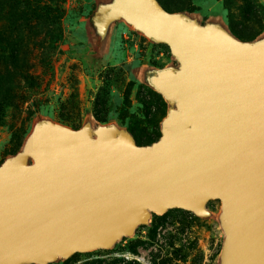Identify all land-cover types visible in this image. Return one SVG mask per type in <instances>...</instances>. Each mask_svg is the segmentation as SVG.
<instances>
[{
	"label": "water",
	"instance_id": "water-1",
	"mask_svg": "<svg viewBox=\"0 0 264 264\" xmlns=\"http://www.w3.org/2000/svg\"><path fill=\"white\" fill-rule=\"evenodd\" d=\"M97 27L123 19L169 47L178 67L148 75L170 104L160 137L137 145L114 125L36 126L0 164V264H46L107 248L179 208L221 201V264H264V40L168 12L157 0H113Z\"/></svg>",
	"mask_w": 264,
	"mask_h": 264
},
{
	"label": "rangeland",
	"instance_id": "rangeland-1",
	"mask_svg": "<svg viewBox=\"0 0 264 264\" xmlns=\"http://www.w3.org/2000/svg\"><path fill=\"white\" fill-rule=\"evenodd\" d=\"M111 1L63 0L64 12L58 24L51 20L53 13L47 19L36 11L41 18L30 16L27 25L23 17L27 14L21 7L16 14L12 1L0 0L4 36L12 34L25 58L21 68L36 78L29 86L20 85L18 92L28 99L5 110L0 118V164L14 156L12 152L20 153L34 128L45 122L74 130L87 127L92 132L108 124L124 130L135 123L144 136L151 133L142 103L152 102L154 111L159 98L150 94L155 90L147 77L153 70L178 67V62L166 44L154 42L123 19L99 30L96 12ZM249 4L256 15L252 21H247L243 12ZM182 5L181 13L199 25L238 26L249 39L246 42L264 40V0L243 4L239 0H186ZM12 75L15 78V73ZM99 93L105 99L99 105L104 122L94 117ZM165 110L164 117L168 105ZM62 118L66 124H61ZM205 208L204 216L179 208L162 215L151 213L146 224L107 248L76 252L46 264H221L225 237L221 201L210 199ZM156 223L155 232H151Z\"/></svg>",
	"mask_w": 264,
	"mask_h": 264
},
{
	"label": "trees",
	"instance_id": "trees-1",
	"mask_svg": "<svg viewBox=\"0 0 264 264\" xmlns=\"http://www.w3.org/2000/svg\"><path fill=\"white\" fill-rule=\"evenodd\" d=\"M12 1L16 14L18 13V8H22L24 13L27 14L24 22L28 25L30 22V16L33 18L39 19L41 16L37 14L36 11L42 12V17L45 18L53 13L51 20L56 22L57 24L60 22L63 16V0H46L45 2H41L42 0H10ZM40 1V2H39ZM186 0H157V2L168 12H182L183 3ZM112 2V1H111ZM239 2L246 3L247 0H239ZM110 3V2H109ZM253 9V8H252ZM252 9H244L245 19L247 21H252V16H256L255 12H252ZM187 16L186 14H184ZM21 16V15H20ZM47 19H49L47 17ZM13 22L11 21V24ZM222 28L226 29L231 35L241 41H249L246 39L245 32L240 29L238 26L231 25L230 27H225L222 25ZM12 34L9 36H4L2 31V23L0 22V118L5 114V110L8 108L19 106L28 97L25 96L24 93H19L20 85L26 84L29 86L32 80L36 79L30 74L28 69H22L21 67L24 65L23 60L25 58L20 54V50L15 46L13 42ZM156 71V70H153ZM12 72L15 73V78L12 75ZM152 72V71H151ZM18 89V90H17ZM150 93L153 96L159 98V107H156L154 111H152L153 105L150 101H143L142 103V112L143 115L150 121L149 123L152 125V131L148 135H143L137 130V126L135 123L129 124L124 130L130 134L133 138L134 142L137 145H148L152 142H155L160 137V129L162 118L166 113V107H170V104L162 98V95L153 91L151 89ZM102 94H98L96 98V102L94 105V117L98 122H104L105 117L101 116V111L99 109V105L105 103V99ZM66 119L62 118L61 124H66ZM111 125V124H108ZM11 155H16V152H12ZM158 223L150 228L151 232H155L156 226ZM74 256V254H73ZM127 264H134L133 261H128Z\"/></svg>",
	"mask_w": 264,
	"mask_h": 264
},
{
	"label": "flooded vegetation",
	"instance_id": "flooded-vegetation-1",
	"mask_svg": "<svg viewBox=\"0 0 264 264\" xmlns=\"http://www.w3.org/2000/svg\"><path fill=\"white\" fill-rule=\"evenodd\" d=\"M173 68H177V67H173Z\"/></svg>",
	"mask_w": 264,
	"mask_h": 264
}]
</instances>
